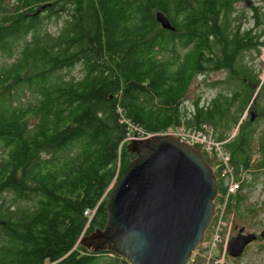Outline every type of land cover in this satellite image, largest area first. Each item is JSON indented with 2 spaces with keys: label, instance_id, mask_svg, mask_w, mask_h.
I'll return each instance as SVG.
<instances>
[{
  "label": "trees",
  "instance_id": "1",
  "mask_svg": "<svg viewBox=\"0 0 264 264\" xmlns=\"http://www.w3.org/2000/svg\"><path fill=\"white\" fill-rule=\"evenodd\" d=\"M36 1H52L55 32L25 12L0 24V264H130L78 243L104 226L107 189L134 157L121 114L147 133L209 125L233 173L264 169V78L246 61L264 45L259 7L247 18L243 0ZM218 71L203 81L216 93L185 107L193 80ZM252 174L226 203L241 217Z\"/></svg>",
  "mask_w": 264,
  "mask_h": 264
},
{
  "label": "water",
  "instance_id": "2",
  "mask_svg": "<svg viewBox=\"0 0 264 264\" xmlns=\"http://www.w3.org/2000/svg\"><path fill=\"white\" fill-rule=\"evenodd\" d=\"M156 20L174 30L161 11ZM125 148L134 157L107 189L105 224L82 234L78 243L130 264H187L215 214L218 187L211 165L199 147L171 134L132 139ZM243 231L242 226L227 242L231 257H239L257 238ZM259 236L264 240V229Z\"/></svg>",
  "mask_w": 264,
  "mask_h": 264
},
{
  "label": "rangeland",
  "instance_id": "3",
  "mask_svg": "<svg viewBox=\"0 0 264 264\" xmlns=\"http://www.w3.org/2000/svg\"><path fill=\"white\" fill-rule=\"evenodd\" d=\"M239 6L243 7L244 13L248 17H251L252 6L259 7L260 14L263 15L262 20L263 23L260 25L259 28L264 29V0H243ZM62 17V16H61ZM55 19L51 20L49 23L46 24L49 31L55 32L58 27V22ZM253 20H243V25L248 27L252 24ZM253 58L250 56L246 57V61H251L255 67H260L262 70L261 79L264 78V46L260 49V53L255 55L252 52ZM78 67L72 69L73 73H77ZM225 75V72L218 71L209 73L206 77L198 76L196 77L190 85L186 98L184 100V106L190 107L193 101L196 100L198 95H201V100L205 101L211 98L215 93L216 89L211 87H206L203 84L204 79L209 81L222 78ZM256 94V92H255ZM254 94V95H255ZM254 96L252 97V99ZM252 106L249 105V109L247 108L246 111L243 112V117H248L253 111ZM246 112V113H245ZM255 118L256 115L253 114ZM260 127L264 124V122L260 123ZM125 144L126 143H122ZM203 153V152H202ZM210 156V155H208ZM253 155V158H255ZM213 171L216 169V161L212 159ZM258 173L257 178L255 181V185L251 188L244 187L243 191L247 194V201L246 207L254 208L253 213L247 212L245 210V206L243 207L244 216H239L233 209H230L227 204L224 202H219L216 197L214 200V208L215 214L214 217H217L216 222L210 223L209 227L205 231L204 239L198 246V253L190 256L189 261L187 264H264V241L261 239L248 244L243 253L239 257H231L228 255L226 250L227 240L233 235L236 234L237 230L240 227H244L245 232H255L259 233L262 229H264V169L261 171H253L249 170L248 172H241L239 174L233 173L232 176L235 181L239 182V185L235 192H230V195L236 193L240 190V182L242 178H246L248 181H252L253 174ZM224 182L228 183L227 174H223ZM230 195H228L227 200L229 199ZM226 199V197H225ZM227 203V201H226ZM214 217L212 220H214ZM256 240V239H255ZM194 261L191 262V259Z\"/></svg>",
  "mask_w": 264,
  "mask_h": 264
},
{
  "label": "built area",
  "instance_id": "4",
  "mask_svg": "<svg viewBox=\"0 0 264 264\" xmlns=\"http://www.w3.org/2000/svg\"><path fill=\"white\" fill-rule=\"evenodd\" d=\"M119 121L125 123L127 130L122 143H127L132 139L145 138L152 134L145 132L139 125L130 122L122 114ZM159 133L175 135L188 145L199 146L202 152L210 155L212 159L216 161V164L222 168V175L227 174V179L229 180L228 183L225 182L226 192L222 201L226 204L228 195H230V192H235L239 182L235 181L232 176L233 170L229 162L230 156L224 146V141L215 139L212 127L206 124L202 125L200 128H187L183 125L170 126L165 131ZM196 250H198V247L193 251V255L198 253ZM192 261L193 258L191 259V262Z\"/></svg>",
  "mask_w": 264,
  "mask_h": 264
},
{
  "label": "flooded vegetation",
  "instance_id": "5",
  "mask_svg": "<svg viewBox=\"0 0 264 264\" xmlns=\"http://www.w3.org/2000/svg\"><path fill=\"white\" fill-rule=\"evenodd\" d=\"M50 5H51V8L49 9L48 7H50ZM20 12H25L24 14L27 16L38 15V16L42 17V20L45 24H47L51 20L55 19V8H53V6H52V1H48V2L46 1V2L39 3L36 0H0V24L7 25V24L12 23L11 21H13V19L12 20H6V19L11 18L12 16H14ZM263 46H261V48ZM237 232H238V230H237ZM237 232H236V234H237ZM243 233H249V232L243 231ZM253 233H255V232H253ZM255 234H257V238H256V240H253V242H255L259 239H261V241H264L259 236V233H255ZM250 243H252V242H250Z\"/></svg>",
  "mask_w": 264,
  "mask_h": 264
}]
</instances>
